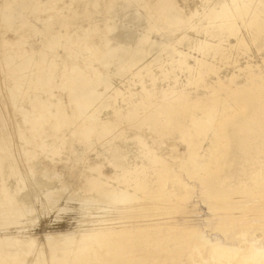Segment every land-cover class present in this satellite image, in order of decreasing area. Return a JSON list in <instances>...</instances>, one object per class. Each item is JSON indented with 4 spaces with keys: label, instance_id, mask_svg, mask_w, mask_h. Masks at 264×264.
I'll list each match as a JSON object with an SVG mask.
<instances>
[{
    "label": "rangeland",
    "instance_id": "rangeland-1",
    "mask_svg": "<svg viewBox=\"0 0 264 264\" xmlns=\"http://www.w3.org/2000/svg\"><path fill=\"white\" fill-rule=\"evenodd\" d=\"M41 1L45 4L50 0ZM160 1L162 0H60L53 10L46 11L40 8L41 11H38V4L35 5L34 0H0V165H2L0 187L10 188L9 194L15 197L12 198L13 206L10 204L0 208L6 210L3 215L0 210V215L2 218L7 215V217L16 219L14 224L10 225L1 222L0 232L8 230L7 233L13 234L15 231L14 237L19 238L23 234L28 239L21 237L20 239L29 240L22 242L12 255L6 254L1 248V264H239L240 261L242 262L240 257L217 261L211 253L210 243L213 240L234 235L233 242L238 243L239 248L245 250L246 245L242 242L240 234H247L249 231L252 235L254 234L255 238L264 239V223L262 224L264 219L259 217L257 219L255 215L259 210H264V198L255 201L256 196L259 198L260 194H264V46L262 49L259 48L251 38L253 37L250 35L251 27V32L249 27L247 29L245 27L250 26L248 23L252 19V14L247 12L243 15L244 10L239 11L240 6L243 8V3L251 4V1L240 0L243 2L240 4L239 0L238 2L237 0L236 2L235 0H218V2L217 0H168V5V1L164 0L165 5ZM214 1L217 4H213ZM230 1L232 4H229ZM121 4L125 6V10H135L142 17V25L127 24L128 22L123 19L124 26L133 27L139 34L146 35L147 39L149 38L146 42L151 40L157 42L158 40V43L162 44L157 50L161 47L162 49L150 53L152 56L148 55L144 63L157 57L156 62H152L148 68L141 70L138 76L132 75L135 70L130 72L129 65L114 61L112 66L110 65L111 68L107 70V66L105 68L101 62L110 50V41L107 38L112 35V29L105 28L118 19H115V13ZM161 5L165 6L164 10L168 14L174 11L182 18L184 16L183 21L186 23L189 21L187 23L189 26L183 22L186 27L181 24L183 29L178 26L175 31L176 26L173 27L167 19L152 16L149 10L159 9ZM172 5L179 7L172 9ZM251 6H255V3L252 2ZM221 8L228 9L227 12L230 14L228 13L227 18L222 16L223 18L220 17L222 21L220 18L210 20L208 10H220L221 12ZM204 9L208 12H204ZM18 11L21 12L18 13ZM206 16H208L207 20ZM226 23L228 24L224 25ZM232 23L236 24V28L231 32L227 28L232 25L235 27ZM214 24L216 29L219 26L217 31L214 29ZM98 30H101L100 33ZM221 32L223 33L222 40L218 37L221 36ZM53 37L58 41L56 47L50 44ZM173 39H177L176 42ZM106 41H109L108 44ZM87 42L93 44L95 48L101 45L100 49L91 48L90 50L87 48ZM169 43L172 44L169 45ZM168 46H170L169 49H167ZM163 47L166 48L163 50ZM168 50L170 53L174 50L175 53L169 56ZM97 52L101 54L98 55ZM88 57L91 59H87ZM73 69L82 71V75L91 81L95 80L91 82L95 84V87L92 85L94 88L100 84L98 94L101 98L99 97L94 102L88 112L94 114L97 111L100 123L110 121L114 124L111 129H101L100 133H93V135L91 133L90 143L87 140L82 141L77 135L72 136L73 126L60 128L56 133L59 136L64 134L63 143H56L57 148L55 149L43 150L35 144L43 141L45 133L47 136L44 141L49 144L53 143V138L50 136L54 134V129L47 123L44 136L37 135L33 132L32 125L24 120L25 114L35 111L34 106L42 100H48L50 104L63 102L66 109L72 106L66 85H63L65 88L60 85L63 82L61 77L63 78L69 72L72 74ZM95 70L99 73L103 72V78L105 75L109 78H105L107 79L105 85L100 83L101 78L97 77ZM62 72L65 73L63 76ZM91 74L94 75L92 78ZM43 78L45 81L47 79V82L51 79V82L43 83ZM197 99L200 101L198 102ZM71 106L66 111L69 115L74 112ZM206 109L212 110L211 113L210 110L206 113L208 112ZM51 111L56 113L53 108ZM33 113L35 116L38 115V113ZM193 116L203 120L204 132L196 140L203 141L199 155L206 161L199 162V165L197 161L189 160L190 152L187 140L183 136L193 129ZM213 119H216V122L213 121L211 124ZM220 123L221 127L218 125ZM213 124H217L218 127H214ZM95 127L98 128V125ZM19 129L24 132L20 133ZM137 137H141L142 142H140L141 138L139 141ZM219 140H221L220 144H216ZM8 143H11V146L8 147ZM212 144L215 150L217 147L216 151L208 148ZM142 145L155 151L157 157H167L169 171L165 178L157 171L163 167L162 164H149L146 161ZM115 148L126 150L125 170L115 169L110 163V152ZM220 148L222 153L218 150ZM28 151L32 153L28 154ZM210 152L211 155L216 152L218 155L215 154L216 159L214 155L210 157ZM219 155H221L220 158ZM17 170L19 173L16 172ZM101 173L102 178H110V186L128 194L134 195L135 193L139 202L153 200L157 205H167L170 204L169 201L179 204L182 203L181 197L185 196L190 203L191 201L196 205L199 203L194 212L201 218H205L207 222L200 226L202 230L195 231L159 230L145 225L146 223L142 221L134 222L128 224V232L121 234L123 237L119 239L120 241L111 236L107 237L110 229H98L99 236H102V244L96 243L90 246V250L83 252L87 251L85 255L78 254L80 257L73 254L76 252L66 253L74 249L76 243L80 241L81 234L91 221L90 216L99 212L101 205L102 208H107L104 207L106 205L104 203L98 204L92 200H86L87 193L88 198L97 197V191L90 187V179L101 178L99 176ZM119 179H121L120 183L125 182L120 184ZM160 179H165L164 183L160 182L162 181ZM140 184L143 186L146 184L145 189L137 188ZM63 186L66 188L64 191H62ZM70 188L72 193L69 191ZM85 189L88 192H85ZM2 196L4 197V194ZM218 197L226 198L227 206L218 203ZM67 198L70 199L67 200ZM4 199L3 202L6 203ZM72 200L74 202L77 200L74 206ZM0 201L2 202L1 198ZM138 201L134 200L137 204ZM20 203L23 205L18 206ZM15 206L19 211L22 209V217L15 216L14 210L17 211ZM79 207L83 209L77 210ZM221 207L229 208L233 211L232 213L235 212L230 214L232 223L228 222L227 227L231 229V233H223L219 228L222 216L217 214V209ZM75 209L77 212L74 211ZM87 209L89 216L85 214ZM7 210L10 212L8 213ZM242 212H246L243 213L247 218H244V222L248 220L247 222L253 224L248 223L251 228H248L247 222L242 221L241 223L239 220L238 216L242 215ZM183 217L178 215L181 226L186 224V219L184 220ZM258 220L260 222H255ZM115 221L120 222L121 220ZM85 223H87L86 226ZM114 225L116 231L124 229L117 227L121 224ZM123 225L125 224L121 226ZM64 234H69L70 237L68 235L62 237L65 236ZM50 237L53 238L50 239ZM70 238L73 239L74 244H70ZM31 240L35 242L32 243ZM52 249L53 255H51ZM44 256H47L49 260H46Z\"/></svg>",
    "mask_w": 264,
    "mask_h": 264
},
{
    "label": "bare ground",
    "instance_id": "bare-ground-1",
    "mask_svg": "<svg viewBox=\"0 0 264 264\" xmlns=\"http://www.w3.org/2000/svg\"><path fill=\"white\" fill-rule=\"evenodd\" d=\"M59 1L60 0H50L48 3H43L41 0H34V2H36L35 3V5L36 4H38V7H37V10L38 11H41V9H44V10H53L56 6H57V4L59 3ZM168 0H166V2H167ZM213 1V0H212ZM232 1V0H231ZM231 1H230V3L229 4H232L231 3ZM243 1H246V0H243ZM248 1V0H247ZM249 1H251V4H252V2H254L255 3V6H251V4H249V3H243V2H240V0H239V2H240V4L241 3H243L242 5H243V8H241V6L239 7L240 8V10L239 11H243L244 10V13H243V15L244 14H246L247 12L248 13H251L252 14V19L250 20V22L248 23V25H250V26H245L246 27V29H247V27H249L248 29H249V31L251 32V30H252V32H251V34L250 35H253V37H251V38H253V42H255L256 44H257V46L259 47V48H263V46H264V0H249ZM159 2V1H158ZM161 2V4H163L162 2H164V0H162V1H160ZM217 2H218V0H217ZM223 2V1H222ZM235 2H236V0H235ZM237 2H238V0H237ZM207 3V2H206ZM219 3H220V1H219ZM234 3V2H233ZM160 4V3H159ZM159 4H157V5H159ZM169 4V1L167 2V5ZM213 4H217V3H215V1L213 2ZM221 4V3H220ZM220 4L218 5V6H220ZM224 4H225V2H224ZM228 4V3H227ZM234 4H236V3H234ZM34 5V4H33ZM157 5H156V7H157ZM163 5H165V2H164V4ZM223 5V4H222ZM226 5V4H225ZM224 5V6H225ZM237 5V4H236ZM254 5V4H253ZM155 6V5H154ZM162 6V5H161ZM177 5H172V9L175 7L176 9L179 7H176ZM213 6H215V5H213ZM217 6V7H218ZM223 6V7H224ZM234 6V5H233ZM158 7H160V6H158ZM165 7V6H164ZM164 7L162 6V7H160L159 9L157 8V9H154V10H149V12H150V14L153 16V15H156L158 18H164V19H167L169 22H170V24L174 27V26H176V28H175V31H177V27L178 26H180V27H182V25H183V18H184V20H185V17L183 16V18L181 17V15L179 16V15H177L176 14V12H174V11H171V13L170 14H168V13H166L167 11H165L164 10ZM207 7V6H206ZM205 7V8H206ZM216 7V6H215ZM222 7V6H221ZM230 7V6H229ZM41 8V9H40ZM211 8H213L212 7V5H211ZM210 7H209V9H211ZM236 9L238 8V7H235ZM57 9V8H56ZM222 9V11L220 12V10H213V11H211V10H208V11H210V13H209V18H211L210 20H214V19H217V18H223L222 16H226L225 18H227V15H228V13L229 12H227V10L228 9H224V8H221ZM230 9V8H229ZM231 9H233V8H231ZM235 9V10H236ZM116 10V9H115ZM179 10V9H178ZM207 10V9H206ZM205 9H204V12L206 11ZM208 11H206V12H208ZM238 11V12H239ZM246 11V12H245ZM19 12H21V11H18V13ZM237 12V13H238ZM194 13V12H193ZM196 13V12H195ZM241 13V12H240ZM21 14V13H20ZM61 14V13H60ZM179 14V13H178ZM230 14V13H229ZM189 15H191V14H189ZM239 15H241V14H239ZM263 15V16H262ZM155 16V17H156ZM247 16V15H246ZM20 17V16H19ZM114 17V16H113ZM207 18H206V20L208 19V16H206ZM230 17L232 18L233 16L232 15H230ZM116 18H118L112 25H110L109 27L107 26V28H105V29H108L109 28V30L110 29H112V35L109 37V38H107L109 41H110V43H109V45H110V50H108V53L106 54L107 56L105 57V58H103V60L101 61L102 62V64L104 65V67L105 66H107V70H108V68H111V64L114 62V61H116V62H120V64H123V65H129L130 66V68H131V70H129L130 72L131 71H134L135 70V72H133L132 73V75H136V76H138L137 74H139V72L142 70L143 71V69H145V68H148V66L152 63V62H156V59H157V57H153V58H151V59H153V60H149L150 62H148V63H144L145 62V60H146V58L148 59V55H150V53H152V52H157L158 50H161L162 49V47H161V49H158L157 50V48H160V45H162V44H160V43H158V40H157V42H155V41H150V42H146L148 39H147V36L145 35V36H143L142 34H139V32H137V30H135L133 27L131 28V27H127V26H124L123 25V22H122V20L124 19V21L125 22H128L127 24H129V23H135V24H138V25H142V23H141V21H142V17H141V15H139V13L137 12V11H135V10H125V6L123 5V4H121L120 6H119V8L117 9V11H116V13H115V19ZM204 18H205V16H204ZM220 18V19H221ZM263 18V19H262ZM230 19V18H229ZM233 19V18H232ZM205 20V19H204ZM226 19H224V21H225ZM234 20V19H233ZM187 21H188V17H187ZM218 21H219V19H218ZM221 21H222V19H221ZM227 21V20H226ZM231 20H229V23H231L230 22ZM120 22V23H119ZM189 22V21H188ZM187 22V23H188ZM205 22V21H204ZM184 23H186V22H184ZM187 23L185 24V25H187ZM225 23V22H224ZM244 23V22H243ZM245 23H247L246 21H245ZM182 24V25H181ZM202 24V23H201ZM220 24V23H219ZM228 23H226V24H224V25H227ZM232 24H234V23H232ZM215 25V24H214ZM223 25V24H222ZM231 25V24H230ZM235 25V27L233 26H228V30L230 31L231 30V32L232 31H235V29L234 28H236V24H234ZM246 25V24H245ZM137 26V25H136ZM187 26H189V25H187ZM192 26H194V25H192ZM221 26V25H220ZM183 27H186V26H184L183 25ZM183 27H182V29H183ZM195 27V26H194ZM201 27V26H200ZM216 27V25L214 26V29H216L215 28ZM219 27V26H218ZM218 27H217V29L215 30V31H217L218 30ZM222 27V26H221ZM250 27H251V30H250ZM191 28V27H190ZM211 28V27H210ZM212 28H213V26H212ZM224 28H225V26H224ZM180 29V28H179ZM182 29H180V30H182ZM197 29V28H196ZM221 29V28H220ZM223 29V28H222ZM226 29V28H225ZM239 29V28H238ZM104 30V29H103ZM108 30V31H109ZM160 30V29H159ZM206 30V29H205ZM208 30V29H207ZM99 31V33H100V31L101 30H98ZM173 32H174V30H172ZM211 31H212V29H211ZM214 31V30H213ZM214 31V32H215ZM222 31V30H221ZM226 31V30H225ZM103 32V31H102ZM163 32V31H162ZM179 32V31H178ZM213 32V33H214ZM238 32H240V31H238ZM237 32V33H238ZM98 33V32H97ZM212 33V34H213ZM218 33H219V31H218ZM236 33V34H237ZM145 34V33H144ZM175 33H173V35H174ZM222 32H221V36L219 35L218 37H222ZM230 34V33H229ZM242 34V33H241ZM171 35H172V33H171ZM234 35V34H233ZM80 36V35H79ZM85 36H86V34H85ZM88 36V35H87ZM148 36H150V35H148ZM225 36V35H224ZM171 37V36H170ZM175 37V36H174ZM164 38H166V36L164 37ZM163 38V39H164ZM171 38H173V36L171 37ZM184 38V37H183ZM213 38V37H212ZM219 38V39H220ZM242 38V37H241ZM240 38V39H241ZM52 39V38H51ZM81 39V38H80ZM79 39V40H80ZM87 39V38H86ZM152 39V38H151ZM238 39V38H237ZM236 39V40H237ZM239 39V40H240ZM154 40V39H153ZM156 40V39H155ZM169 40V39H168ZM171 40V39H170ZM177 40V39H176ZM176 40H174L173 39V41L174 42H176ZM182 40V39H181ZM220 40H222V38L220 39ZM243 40V39H242ZM87 41H89V40H87ZM108 41V42H109ZM173 41H171V42H173ZM183 41V40H182ZM182 41H180V43L182 42ZM57 38H55V37H53V39H52V41H51V46H55L56 47V44H57ZM75 42V41H74ZM90 42V41H89ZM89 42H87V48H89L90 50H91V48H94V49H97L98 50V48L101 46L100 44V46L98 47V48H95V46H93V44H91V43H89ZM107 42V41H106ZM108 42H107V44H108ZM163 42H167V41H164L163 40ZM162 42V43H163ZM170 42V41H169ZM173 42V43H174ZM84 43V42H83ZM178 43V42H177ZM199 43V42H198ZM240 43V42H239ZM71 44H73V42L71 43ZM94 44H95V42H94ZM102 44V43H101ZM104 44V43H103ZM102 44V45H103ZM106 44V43H105ZM165 44V43H164ZM163 44V46H165ZM172 43H169V45H171ZM203 44V43H202ZM207 44V43H206ZM242 44V43H241ZM78 45H79V43H78ZM95 45H97V44H95ZM168 45V44H167ZM48 46H50L49 44H48ZM98 46V45H97ZM96 46V47H97ZM246 46V45H245ZM85 47V48H86ZM105 47V46H104ZM107 48H108V46H106ZM105 47V48H106ZM169 47L170 46H168V48L167 49H169ZM172 47H173V45H172ZM174 47H175V44H174ZM185 47H186V45H185ZM205 47V46H204ZM218 47V46H217ZM48 48V47H47ZM46 48V49H47ZM52 48V47H51ZM51 48H49V49H51ZM106 48V49H107ZM164 48H166V47H163V50H164ZM197 48V47H196ZM198 48H199V46H198ZM197 48V49H198ZM201 48V47H200ZM208 48V47H207ZM88 49V50H89ZM100 49V48H99ZM105 49V50H106ZM193 49V48H192ZM260 49V50H261ZM175 50V49H174ZM174 50L170 53V50H168L167 52L168 53H170L169 54V56L171 55V54H174L175 52H174ZM205 50V49H204ZM207 50V49H206ZM93 51V50H92ZM95 51V50H94ZM107 51V50H106ZM102 52V51H101ZM167 52H165L164 51V53H167ZM92 53V52H91ZM93 53H95V52H93ZM99 52H97L96 54H98ZM104 53H106V52H104ZM183 53V52H182ZM182 53H181V55H182ZM101 53H99L98 55H100ZM157 55H158V53H156ZM92 55V54H91ZM98 55L96 56V59L98 58ZM154 55V54H153ZM156 55V56H157ZM161 54H159V56H160ZM94 57H95V55H93ZM105 56V55H104ZM104 56H101V57H104ZM150 56H152V55H150ZM149 56V57H150ZM155 56V55H154ZM159 56H158V59H159ZM190 56V55H189ZM25 57V56H24ZM178 57H179V55H178ZM26 58V57H25ZM90 57H88L87 59H89ZM170 59H171V57H169ZM26 59H28V58H26ZM86 59V58H85ZM91 59V58H90ZM89 59V60H90ZM95 59V60H96ZM100 60L102 59V58H99ZM150 59V58H149ZM30 60V59H29ZM100 60H98V61H100ZM172 60H174L173 58H172ZM87 61V60H86ZM199 61V60H198ZM197 61V62H198ZM196 62V63H197ZM205 62V61H204ZM23 64V63H22ZM24 64H25V62H24ZM30 64V63H29ZM101 64V65H102ZM154 64V63H153ZM203 64V63H202ZM206 64V63H205ZM25 65H27V66H29L28 64H25ZM24 65V66H25ZM54 65V64H53ZM111 65V66H110ZM114 65V64H113ZM116 65V64H115ZM122 65V66H123ZM155 65V64H154ZM180 65V64H179ZM184 65V64H183ZM23 66V65H22ZM117 66H118V64H117ZM116 66V67H117ZM142 66V67H141ZM26 67V66H25ZM76 67V66H75ZM75 67H73L74 69H75ZM125 67V66H124ZM123 67V68H124ZM141 67V68H140ZM204 67V66H203ZM90 68V67H89ZM136 68V69H135ZM150 68V67H149ZM198 68V67H197ZM73 69V70H74ZM118 69V68H117ZM127 69V68H126ZM125 69V70H126ZM68 70H71V69H68ZM72 70V71H73ZM77 71H73V72H71L72 74H70V72L69 73H67V74H65V76H63L64 74H63V72L61 73L62 74V76H63V78L61 77V80L63 79V82H62V86L60 85V87H62V88H65V86H63L64 84L66 85V87H67V90L69 91V93H70V99H71V104H72V106H71V108L72 109H74L73 111V113L71 114V115H69V114H67L68 112H66L68 109H70L69 107H68V109H66L64 106H63V102H58V103H56V104H50V102L47 100V101H40V102H38L35 106H34V110L35 111H33V112H35V113H38V115L37 116H35V114L33 113H31V114H29V112H28V114L26 113L25 114V121H26V123L28 124V123H30V125H32L31 126V128H32V130H33V132L34 133H37V135L38 134H41L42 136H44V132H45V130H44V128H45V125L47 124V123H49V126L50 127H53V129H54V134L53 135H51L50 137H52L53 138V143H48L47 141H44V139L46 138V136H47V134L45 133V135L46 136H44L45 138L44 139H42L43 141H41V143L39 142L38 144L36 143L35 144V146H37V147H40V148H42L43 150H45V149H48V148H50V149H55V148H57L56 147V143L58 144V142L60 143V142H62L63 143V141H64V137H63V135L64 134H62V136H59L56 132H58L59 130H60V128H62L63 129V127H72L73 128V132L71 133V135L72 136H75V135H77V137H79V138H81V140L83 141V140H87V142L88 143H90V135H91V133H92V135H93V133L95 134H97V133H100L101 132V129H111L112 128V126H113V122H103V123H100L101 121L99 120V114L97 115V111L94 113V114H91V112L89 111L88 112V110H90V108L94 105V102L95 101H97V99L100 97L101 98V96H99V94H98V86L100 85H98V86H96L97 88H94L95 86V84L93 85V83L91 84V82H94L95 80H90L89 78H87V77H84L83 75H82V71H78V69H76ZM96 70H98V69H96ZM95 70V73H96V75H97V77L98 78H101V80H99L100 81V83H102V84H106V80L107 79H109L108 77H106V75H105V78H107V79H105V78H103L104 76L102 75V73H99L98 71H96ZM120 70V69H119ZM121 70H122V68H121ZM191 70V69H190ZM194 70V69H193ZM21 71H22V69H21ZM51 71V70H50ZM49 71V72H50ZM86 71V70H85ZM92 71V70H91ZM91 71H90V73H91ZM138 71V72H137ZM147 71H148V69H147ZM151 72H152V70H150ZM188 71H189V69H188ZM192 71V70H191ZM195 71V70H194ZM193 71V72H194ZM43 72V71H42ZM45 72V71H44ZM52 72H54V70L52 71ZM127 72V71H126ZM190 72V71H189ZM48 73V72H47ZM85 73V72H84ZM88 73V72H87ZM92 73H94L93 71H92ZM46 74V73H45ZM51 74H53V73H51ZM119 74V73H118ZM123 74V73H122ZM125 74V73H124ZM42 76H43V74H41ZM60 75V74H59ZM58 75V76H59ZM87 74H85V76H86ZM140 75V74H139ZM42 76H40L41 78H42ZM54 76V75H53ZM89 76H90V74H89ZM92 76H94L93 74H91V78H92ZM152 76V75H151ZM39 77V79L41 80V78ZM60 77V76H59ZM124 77V76H123ZM51 78V77H50ZM38 79V78H37ZM94 79V78H93ZM139 79V78H138ZM40 80H38V81H40ZM43 80V83H45V82H47V79H46V81H45V79L43 78L42 79ZM97 80V79H96ZM51 82V79L50 80H48V82ZM98 81V80H97ZM96 81V82H97ZM110 81V80H109ZM109 81H108V83H109ZM42 82V81H41ZM47 82V83H48ZM49 82V83H50ZM46 83V84H47ZM99 83V82H98ZM45 84V85H46ZM52 84H54L53 83V80H52ZM60 84V83H59ZM110 84V83H109ZM45 85H44V88H45ZM55 85H57V84H55ZM94 87H93V86ZM42 86V85H41ZM50 86V85H49ZM49 86H46L47 88L49 87ZM112 86V85H111ZM51 87V86H50ZM49 87V88H50ZM55 87V86H54ZM56 87H58V86H56ZM107 87V86H106ZM15 89V88H14ZM13 89V90H14ZM19 89V88H18ZM17 89V90H18ZM109 89V88H108ZM12 90V91H13ZM66 90V89H65ZM66 90V91H67ZM101 90V89H100ZM19 92H20V90H18ZM18 91H16V92H18ZM67 91V92H68ZM104 91V90H103ZM13 92H11V94H12ZM21 93V92H20ZM69 93H68V95H69ZM101 94V93H100ZM18 95V94H17ZM20 95V94H19ZM103 95V94H102ZM183 95V94H182ZM14 96V95H13ZM12 96V97H13ZM179 96V95H178ZM183 96H185V95H183ZM15 97V96H14ZM63 97V96H62ZM182 97V96H181ZM243 97V96H242ZM175 98V97H174ZM186 98V97H185ZM184 98V99H185ZM179 99V98H178ZM41 100V99H40ZM199 99H197V101H198ZM200 101V100H199ZM198 101V102H199ZM69 102V101H68ZM195 103V102H194ZM239 103V102H238ZM196 104V103H195ZM199 104V103H198ZM243 104H244V102H243ZM65 105V104H64ZM66 105H68V104H66ZM65 105V106H66ZM238 105H240V104H238ZM194 106V105H193ZM197 107V106H196ZM195 107V108H196ZM212 107H214L213 105H212ZM243 108H244V106H242ZM53 108V110L55 109L56 110V113H54V111H51V109ZM198 108V107H197ZM207 108H209V107H207ZM202 110V109H201ZM208 112H206V113H209V110L210 109H206ZM214 110V109H213ZM211 111L212 110H210V113H211ZM245 111V110H244ZM31 112V111H30ZM91 114V115H90ZM194 118H192L193 120H192V124H193V129H191L189 132H186L183 136H184V139L185 140H187V144H188V150H189V152H190V156H189V160L190 159H192V161H194V162H196L197 161V163H198V165L200 164L199 162H203V160H205V159H203L202 157H200V155H199V152H200V150H201V147H202V145H203V141H198V140H196L197 139V137H199L200 138V136L203 134L202 132H204L203 131V120L202 119H197L195 116H193ZM227 120V119H226ZM216 122V119H213V120H211V124H212V122ZM221 122V121H220ZM98 125V128H96L95 126H97ZM101 125V126H100ZM213 125H215L214 127H218V126H216L217 124H213ZM219 126L221 125V123L220 124H218ZM224 125V124H223ZM0 126H1V123H0ZM19 126H21V125H19ZM100 126V127H99ZM221 127V126H220ZM51 129V128H50ZM61 129V130H62ZM2 132H3V130H2ZM19 132L20 133H23L24 131L22 130V131H20V129H19ZM46 132H48V131H46ZM111 132V131H110ZM60 133V132H59ZM205 133H207V132H205ZM41 135H40V137H41ZM78 135H80V136H78ZM91 135V136H92ZM206 135V134H205ZM219 134H217V136H218ZM51 138V139H52ZM114 138V137H113ZM135 138V137H134ZM133 138V139H134ZM137 138H139V141H140V138L141 137H137ZM218 138V137H217ZM24 140H26V141H28V139H25V138H23ZM49 139V138H48ZM47 139V140H48ZM136 139V138H135ZM206 139V138H205ZM222 139V138H221ZM111 140V139H110ZM138 140V139H137ZM102 141V140H101ZM198 141V142H197ZM221 140H219L216 144H220L219 142H220ZM109 142V141H108ZM140 142H142V138H141V141ZM140 142H138V144L140 143ZM92 143V142H91ZM144 143V142H143ZM213 143V142H212ZM9 146H11V143H8V147ZM12 146H15V145H12ZM141 146V145H140ZM143 146V145H142ZM217 146V145H216ZM220 146V145H219ZM14 148V147H13ZM12 148V149H13ZM142 148V147H141ZM210 150H215V146L212 144V146L210 145V147H208ZM49 149V150H50ZM143 153H145V156H146V161H148L149 162V164H154V163H156V164H158V163H160V164H162V168H160V169H158L157 171H158V173L160 172L163 176H164V178H165V176H166V174L168 173V171H169V163H168V161H167V157L165 156H162V157H157V155H156V153H155V151H152L151 149H149V147L148 146H146V145H144L143 146ZM141 149V150H142ZM22 150H23V148H22ZM21 150V151H22ZM216 150H217V147H216ZM215 150V151H216ZM219 150V152H220V150H221V148L220 149H218ZM20 151V152H21ZM112 151V150H111ZM207 151H208V149H207ZM25 152V151H24ZM108 152V151H107ZM106 152V153H107ZM126 152V150L125 151H123V148L121 149V148H115V149H113V151L112 152H110L111 153V157H110V163L112 164V167H114L115 169H124L125 170V168L124 167H126V158H127V153H125ZM212 152V151H211ZM211 152H210V157L212 156V155H214L213 157H214V159H216L215 158V156L217 155L216 154V152L213 154L212 153V155H211ZM32 152H30V151H28V154H31ZM220 153H222V152H220ZM216 154V155H215ZM107 155V154H106ZM109 156V155H108ZM143 156H144V154H143ZM218 156V155H217ZM28 157V156H27ZM33 157V156H32ZM221 157V155H219V158ZM223 157V156H222ZM145 158V157H144ZM212 158V157H211ZM210 159V158H209ZM214 159H213V161H214ZM108 160V161H109ZM206 161V160H205ZM209 161V160H208ZM210 162V161H209ZM218 162V161H217ZM211 163V162H210ZM219 163V162H218ZM218 163H214V164H217L218 165ZM1 164V163H0ZM22 164V163H21ZM155 164V165H156ZM202 165H204L205 166V164H202ZM201 165V166H202ZM1 166L2 165H0V168H1ZM111 166V165H110ZM157 166V165H156ZM204 166H202V167H204ZM206 166H208V165H206ZM148 167V166H147ZM150 167H151V165H150ZM24 168V167H23ZM22 168V170H24ZM129 168V167H128ZM18 169V168H17ZM114 169V170H115ZM19 170V169H18ZM18 170L16 171L17 173H19L18 172ZM142 170H144V169H142ZM142 170H141V174H143L142 173ZM172 170V169H171ZM21 171V170H20ZM51 171V170H50ZM99 171V170H98ZM102 171V170H101ZM121 171V170H120ZM146 171V170H145ZM144 172V171H143ZM148 172V171H147ZM20 173H22V172H20ZM50 173V172H49ZM48 173V174H49ZM99 173V172H98ZM146 173V172H145ZM159 173V174H160ZM11 174V173H10ZM23 174V173H22ZM102 174V173H101ZM99 175L101 178H97V179H90V182H91V186L90 187H92V190H95V191H97V197H91V198H88V193H87V198H86V200H92V201H94V202H96V203H98V204H102V203H104V204H106L104 207H107L106 209L105 208H102L101 206H100V211L99 212H97V213H95L94 215H92V216H90L91 218H90V222H88V225L86 226V224L87 223H85V226L87 227V229H85L84 231H83V233L81 234V239H80V241L79 242H77L76 243V246H75V248L74 249H71V250H69V251H67L66 253H70V252H76V253H73L75 256H77L78 254L79 255H85V253L88 251V250H90V246H94L96 243H98V245L101 243L102 244V236H99L100 234L98 233V229H110V231L108 232L109 234H107L108 236L107 237H114L116 240H118V241H120L119 239H121L122 237H123V235H121V234H123V233H126V232H128L127 231V227H129V225L128 224H131V223H134V222H145L146 224L145 225H147V226H149V227H154L155 229H159V230H161V229H163V230H168V231H173V230H175V229H180V230H182V231H187V230H190V231H195V230H200L201 229V227L200 226H203V224H204V222H207V220H205V218H201V216L200 215H196V213L194 212V210L195 209H197L196 207H197V205L199 204H195L194 202H192L191 201V203L189 202V201H187V199L185 198V196H183V197H181L182 198V203H176V204H173V203H171V201H169L170 202V204H167V205H165V204H163V205H157L156 204V202L155 201H153V200H151V201H138V199H136V197H135V193H134V195H132V194H128L127 192H125V191H122V190H120V189H118V188H116V187H112V185L110 186V184H109V177H105V178H102V176H103V174L102 175ZM135 174V173H134ZM141 174H139V175H141ZM12 175V174H11ZM17 175V174H16ZM21 175V174H20ZM59 175V174H58ZM162 175H159V176H161L162 177ZM129 176V175H128ZM134 177H136V176H134ZM133 177V178H134ZM141 177V176H140ZM131 178V177H130ZM143 178H144V176H143ZM135 179V178H134ZM153 179V178H152ZM158 179V178H157ZM19 180V179H18ZM120 180L121 179H119L118 180V182L120 183ZM128 179H126V181H127ZM143 180V179H142ZM145 180V179H144ZM160 180H162V179H160ZM159 180V181H160ZM137 181V180H136ZM164 181H165V179H163L162 181H160V182H162V183H164ZM25 182V181H24ZM115 182V181H114ZM118 182H116V184L117 185H119V183ZM123 182H125V181H122L120 184H122ZM132 182H133V180H132ZM132 182H130V183H132ZM134 183V182H133ZM139 183V182H138ZM142 183V182H141ZM128 184V183H127ZM137 184V183H136ZM146 185V184H145ZM144 185V186H145ZM144 186L142 185V184H140V185H138V187L137 188H142V189H145L144 188ZM65 186H63V188H62V191H64V189H66V188H64ZM118 187V186H117ZM165 187V186H164ZM129 188H131V187H129ZM0 189H2V191H1V193H0V195H1V199H2V202L0 201V208L1 207H3L4 205H10L11 203H13V201H12V198H13V194L11 195V194H9V192H8V190L10 189H8L6 186H3L2 188L0 187ZM17 189V188H16ZM76 190L78 189L77 187L75 188ZM162 189V188H161ZM67 190H68V186H67ZM67 190H65L66 191V193H67ZM72 190H73V188H72ZM76 190H75V192H76ZM141 190V189H140ZM22 190H20V192H21ZM69 191L71 192V188L69 189ZM68 191V192H69ZM80 191V190H79ZM84 191V190H83ZM95 191H93V192H95ZM53 192H56V191H53ZM73 192V191H72ZM71 192V193H72ZM85 192H88V191H86V189H85ZM89 192H91V191H89ZM65 193V192H64ZM2 194H4V197L2 196ZM17 194H18V192H17ZM51 194V193H50ZM68 194V193H67ZM89 194H92V193H89ZM50 196V195H49ZM74 196V195H73ZM259 196V195H258ZM62 197V196H61ZM66 197V196H65ZM67 197H69V195L67 196ZM70 197H72V196H70ZM3 198H5L4 200L5 201H7V202H9V203H5V202H3ZM15 198V197H14ZM13 198V199H14ZM64 198V197H63ZM74 198V197H73ZM73 198H71V199H73ZM138 198V197H137ZM145 198H146V196H145ZM159 198V197H158ZM185 198V199H184ZM264 198V194H260V197L258 198L257 196L255 197V201H259V200H261V199H263ZM68 199H70V198H67V200ZM151 199V198H150ZM155 199V198H154ZM178 199H180L179 197H178ZM65 200V199H64ZM134 200H137L139 203L137 204L136 202H134ZM141 200V199H140ZM227 199L225 198H223V197H218L217 198V202L219 203H221V204H223V206H225L226 205V203L228 202V201H226ZM73 201V200H72ZM72 201H70V202H72ZM78 201H79V199H78ZM83 201V200H82ZM81 201V202H82ZM215 201H216V199H215ZM58 202V201H57ZM65 202V201H64ZM75 202L77 203V200H75ZM75 202L73 201L72 203H73V206H74V204H75ZM88 202V201H87ZM19 203V202H18ZM62 203V202H61ZM84 203V202H83ZM64 204V203H63ZM63 204H62V206H63ZM81 205H82V203H80ZM84 204H87V203H84ZM83 204V205H84ZM254 204V203H253ZM12 205V204H11ZM14 205H15V203H14ZM21 205H23V203H20L18 206H21ZM57 205V204H56ZM213 205V204H212ZM13 206V205H12ZM17 206V205H16ZM15 206V207H16ZM70 206V205H69ZM79 206V205H78ZM86 206V205H85ZM220 206V205H219ZM227 206V205H226ZM58 207V206H57ZM71 207V206H70ZM210 207V206H209ZM7 208V207H6ZM67 208V207H66ZM75 208H77V207H75ZM213 208V207H212ZM2 209V208H1ZM0 209V210H1ZM5 209V208H4ZM16 209H17V207H16ZM79 209H83V208H78L77 210H79ZM98 209V210H99ZM215 209V208H214ZM21 211H22V209H20ZM2 211V215H3V212H5L6 210H1ZM0 211V212H1ZM15 211V216H17V215H19L18 217H22V213H21V211H19V209H17V211L16 210H14ZM30 211V210H29ZM74 211H76V209L74 210ZM81 211V210H80ZM80 211H79V215H80ZM177 211H178V213H177ZM199 211V210H198ZM198 211H196L197 213H198ZM243 211V210H242ZM7 212L9 213L10 212V210H7ZM6 212V213H7ZM13 212V211H12ZM77 212V211H76ZM87 212H88V209L85 211V214L87 215V216H89L88 214H87ZM233 211H230L229 210V208H220V209H217V214H219V216H222V221H220L219 222V224H220V226H219V228L220 229H222V231H223V233H226V232H229V233H231V229H228L227 227H228V222H231V216H230V214L232 213ZM20 213V214H19ZM82 213H84V212H82ZM90 213V212H89ZM92 213V212H91ZM235 213V212H234ZM234 213H232V214H234ZM246 213V212H242L241 214L242 215H239L238 217L240 218L239 220L241 221V223H242V221L244 222L245 221V219H247L246 218V216H244V214ZM255 213V212H254ZM75 214V213H74ZM84 214V215H85ZM202 214V213H201ZM77 215V214H76ZM82 215V214H81ZM99 215V216H98ZM178 215H180V216H184L183 218H184V220H185V222H186V224L185 225H183V226H181V222H180V220H179V218H178ZM255 215L257 216L256 218L258 219V217L260 218V219H264V210H259L258 212H256L255 213ZM10 216V215H9ZM14 216V215H13ZM74 216V215H73ZM196 216H200V217H196ZM0 217H1V215H0ZM77 217H79V216H77ZM209 217V216H208ZM213 217V216H212ZM76 218V217H75ZM84 218V217H83ZM87 218V217H86ZM111 218V219H110ZM118 218H120V219H118ZM181 218V217H180ZM245 218V219H244ZM134 220V221H129V220ZM192 219V220H191ZM255 219V218H254ZM254 219H252V220H254ZM256 219V220H257ZM14 220L16 221V219L14 218V217H7V215H6V217H4V218H2L1 217V219H0V223L2 222L3 224H7V225H10V224H14ZM23 220V219H22ZM76 220V219H75ZM81 220V219H80ZM115 220H117V221H120V222H116ZM161 220H165V221H161ZM232 220H233V218H232ZM17 221H19V220H17ZM24 221V220H23ZM113 221H115V222H113ZM159 221H161V222H159ZM248 220H246V222H247ZM262 221V220H261ZM113 222V223H112ZM246 222H244V223H246ZM255 222H260V220H258V221H255ZM255 222H254V224H255ZM16 223V222H15ZM21 223V222H20ZM19 223V224H20ZM23 223H25V221L23 222ZM22 223V224H23ZM232 223V222H231ZM243 223V225L245 226V227H247V225H248V228L251 226V225H253L252 223H249V222H247V225L246 224H244ZM251 224V225H249V224ZM264 223V221H262V224ZM5 224V225H6ZM18 224V223H17ZM21 224V225H22ZM69 224V223H68ZM104 224V225H103ZM114 224H125V225H123V226H117V227H120V228H124V229H120V231H116V230H114V228H116V227H114L115 225ZM161 224H163V225H161ZM259 225H260V223H258ZM257 224V225H258ZM261 224V225H262ZM4 225V226H5ZM21 225H19V227L21 226ZM25 225V224H24ZM105 225H106V227H105ZM258 225V226H259ZM260 225V226H261ZM14 226V225H13ZM104 226V227H103ZM263 226H264V224H263ZM262 226V227H263ZM69 227V226H68ZM85 227V228H86ZM244 227V228H245ZM1 228V227H0ZM60 228V227H59ZM64 228V227H63ZM71 228V227H70ZM82 228H84V227H82ZM251 228V227H250ZM8 229V228H7ZM6 229V230H7ZM11 229H13V228H11ZM14 229H16V228H14ZM13 229V230H14ZM23 229V228H22ZM48 229V228H47ZM57 229H58V227H57ZM264 229V228H263ZM202 230V229H201ZM8 231V230H7ZM7 231L6 232H0V250H1V248H2V251H5L6 252V254H8V255H12V253L13 252H16V250H17V248L18 247H20V245H21V243L22 242H28L29 240H27V241H23L24 239H20V237L21 238H25L24 237V235L22 234L19 238H17V237H14L15 235H13L14 233H16L15 231H14V233L13 234H10V233H7ZM16 231H18V230H16ZM23 232V231H22ZM21 232V233H22ZM64 232V231H63ZM65 233H67V232H65ZM74 233V232H73ZM117 233H119V234H117ZM24 234H25V231H24ZM75 234V233H74ZM74 234H73V236H74ZM65 235V234H64ZM67 235L70 237V235L69 234H66L65 236H62V237H67ZM106 235V234H105ZM254 235V234H253ZM252 235V233H249V231L247 232V234H240V237L242 238V242H244L245 243V245H246V249L244 250H242V249H240L239 248V245H238V243H234L233 242V240H234V235H230V236H226V237H224V239H216V240H213L210 244H211V253L217 258V261H222V260H230V258H232V257H240L241 259H242V262L240 261V263L239 264H250V263H254V262H260V263H264V239H262V238H260V239H257V238H255L254 236ZM26 236V235H25ZM237 237V236H236ZM53 238V237H52ZM51 237H50V239H52ZM25 239H28V238H25ZM44 239H45V237H44ZM45 241V240H44ZM70 244H74L75 242H73V239L72 238H70ZM31 242L33 243V242H35V241H32L31 240ZM47 243V242H46ZM66 243V242H65ZM69 246V245H68ZM23 246H21V248H22ZM51 247V246H50ZM54 248V247H53ZM56 248V247H55ZM68 248V247H67ZM51 249V248H50ZM48 250V249H47ZM58 250V249H57ZM60 250H62V249H60ZM59 250V251H60ZM76 250V251H75ZM85 250H87L85 253H83ZM55 251V250H54ZM43 252V251H42ZM48 252H49V250H48ZM51 255H53L54 253H53V249L51 250ZM62 252V251H61ZM90 252V251H89ZM88 252V253H89ZM48 255V254H47ZM50 255V254H49ZM78 255V256H79ZM212 255V256H213ZM14 256V255H13ZM213 256V257H214ZM47 256H44V258L47 260H49V258H46ZM50 257V256H49ZM80 257V256H79ZM214 257V258H215ZM73 259V258H72ZM240 259V260H241ZM233 260V259H232ZM1 264V263H0ZM238 264V263H237ZM255 264V263H254Z\"/></svg>",
    "mask_w": 264,
    "mask_h": 264
}]
</instances>
